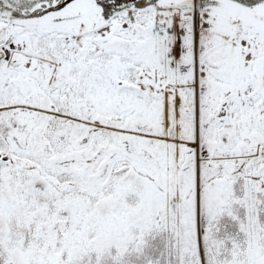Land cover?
I'll use <instances>...</instances> for the list:
<instances>
[{"label":"snow or ice","instance_id":"obj_1","mask_svg":"<svg viewBox=\"0 0 264 264\" xmlns=\"http://www.w3.org/2000/svg\"><path fill=\"white\" fill-rule=\"evenodd\" d=\"M0 264H264V0H0Z\"/></svg>","mask_w":264,"mask_h":264}]
</instances>
